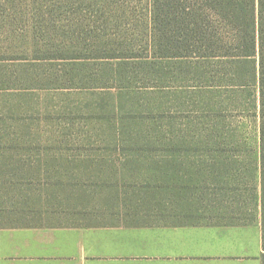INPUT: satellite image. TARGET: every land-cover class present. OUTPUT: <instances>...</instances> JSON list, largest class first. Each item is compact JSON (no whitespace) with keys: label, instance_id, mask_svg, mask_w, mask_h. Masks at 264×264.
<instances>
[{"label":"rangeland","instance_id":"374dc122","mask_svg":"<svg viewBox=\"0 0 264 264\" xmlns=\"http://www.w3.org/2000/svg\"><path fill=\"white\" fill-rule=\"evenodd\" d=\"M28 1L0 0V225L231 223L261 218L257 201L241 213L226 214L227 171L221 175L223 170L210 167L214 161L223 163L229 146L222 140L226 132L217 143L210 131H226L228 126L242 134V152L237 153L239 159H251L250 175H255L254 169L260 165V131L253 108L249 113L226 112V100L218 93L204 96L183 89L176 73L160 80V72L154 81L149 72H128L118 81L108 62L74 66L69 60L35 59L29 41L42 12L29 9ZM136 5L131 3V7ZM96 7L94 2L82 0L77 11L44 22L42 32L45 35L48 27L64 28L65 43L71 46L75 42L68 41L73 36L69 29L81 21L89 29L84 13L91 16ZM72 8H76L75 2ZM81 9L84 13L78 15ZM140 9L137 18L144 17L145 10ZM50 15L58 16L56 12ZM111 27L110 40L118 34ZM141 35L138 32L136 37ZM167 65L165 71L170 70ZM60 83L91 85L60 87ZM121 128L136 133L143 130L149 138L159 136L157 144L162 148L157 153H164L163 148H171V144L181 145L203 167L208 166L207 185L200 184L191 199L193 208L208 210L187 209L190 203L180 205L175 192L144 190L146 185L138 179L143 170L132 174L122 167L124 159L118 151L122 140L116 133ZM152 157L161 162L169 158ZM255 181L259 185V173ZM154 195L161 199L149 200ZM158 202V208L149 206ZM163 205L168 207L161 208Z\"/></svg>","mask_w":264,"mask_h":264},{"label":"trees","instance_id":"16d2710c","mask_svg":"<svg viewBox=\"0 0 264 264\" xmlns=\"http://www.w3.org/2000/svg\"><path fill=\"white\" fill-rule=\"evenodd\" d=\"M88 1L97 5L92 15L88 16L83 9L78 15L82 13L86 15V20L90 21L89 29L85 27L83 21L70 28L69 32H72L73 36L69 37L68 41L75 42L71 46L65 43L64 28L48 27L44 35L42 31L46 25L43 23L49 24L54 17L61 18L65 12L77 11L78 2L82 3V0H69L68 6L66 0L28 1L29 9L42 12L36 18L38 26L35 27L29 41L33 43L31 52L35 54V59L69 60L73 63L70 62V65L74 66H81L87 61L108 62V65L112 66L110 69L112 77L118 81L122 75L127 76L128 72H131L130 75L149 72L154 81L155 75L158 78L160 72V80L162 77L166 79L176 73L181 79L183 89L190 92L195 90L204 96L207 92L218 93L219 97L226 100V108H223L226 112L238 109L240 113H249L253 108L254 115L259 117L260 131V165L253 168L255 175L253 177L252 174L250 175L251 159H239L240 155L237 153L242 152L241 146L239 147L242 134L237 128L228 126L226 131H210L211 136L216 135L212 141L215 140L217 143L221 141V135L226 132V138L223 137L222 140L226 139V145H229L226 146V156L221 160L223 163L214 161L210 167L218 172L223 170L221 175L227 171L225 191L229 206L226 214L241 213L249 208L252 202L257 201L264 248V0ZM74 2L76 8H72ZM132 2L137 5L131 7ZM88 7L90 8L91 5ZM140 8L145 10L144 17L137 18L139 10H142ZM54 12L58 16L50 15ZM135 21L139 24L135 27L134 24L130 26V23ZM111 26L117 29L118 34L115 35V38L118 36L117 39H108L110 34L108 30L112 28ZM130 31L132 32L129 33ZM138 32L142 33L143 39L142 35L136 37ZM57 36L59 44L54 41ZM125 50L130 51V54ZM164 64H168L170 70L165 71ZM191 82L196 84L190 85ZM59 85L90 87L88 85L91 84L60 83ZM155 132L160 134L158 131ZM116 133L117 139L122 140L121 146H118L119 155L124 159L122 167L124 171L129 170L132 174L143 170L138 179L146 185L144 190L175 192L174 195L180 205L190 203L187 209L208 210L207 207L193 208L191 204V199L195 198L196 189L200 184L207 185L204 183L207 181L208 166L203 167L197 159L189 156L181 145L171 144V148H163L162 154L155 152L156 149L162 148L157 144L161 141L160 137L149 135L151 137L149 138L143 130L136 133L134 130L121 128L117 129ZM124 141L129 144L123 145ZM224 148L221 149L222 152ZM166 153L168 154L165 155ZM156 154L169 158L163 162L151 159ZM196 164H199L197 168H202L197 169ZM258 173L259 185L255 181ZM221 179L223 180L224 177ZM159 199L161 197L157 198V195H154V198L149 200L155 202ZM158 205L159 202L155 206H149L158 208ZM160 207L166 209L168 206ZM244 220L231 223L254 222ZM262 258L264 264V253Z\"/></svg>","mask_w":264,"mask_h":264},{"label":"crops","instance_id":"0c3cea01","mask_svg":"<svg viewBox=\"0 0 264 264\" xmlns=\"http://www.w3.org/2000/svg\"><path fill=\"white\" fill-rule=\"evenodd\" d=\"M261 220L0 226V264H263Z\"/></svg>","mask_w":264,"mask_h":264}]
</instances>
